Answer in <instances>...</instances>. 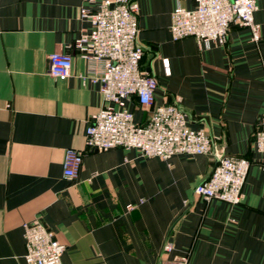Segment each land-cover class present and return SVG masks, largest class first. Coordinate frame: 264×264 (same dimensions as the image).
I'll return each mask as SVG.
<instances>
[{
  "label": "crops",
  "instance_id": "0c3cea01",
  "mask_svg": "<svg viewBox=\"0 0 264 264\" xmlns=\"http://www.w3.org/2000/svg\"><path fill=\"white\" fill-rule=\"evenodd\" d=\"M102 1L0 0V264H28L23 224L35 219L66 245L64 264H158L175 255L188 264H264V158L255 146L264 114V0L255 12L260 40L232 24L224 44L173 39L174 8H193V0H136L142 68L158 81L155 104H179L216 148L251 161L237 205L195 195L216 162L210 154L88 149L87 126L104 106L92 80L99 65L71 46L90 27L81 9ZM55 51L73 53L67 79L49 73ZM129 108L136 122L149 118L136 97ZM68 148L83 152L73 180L63 175Z\"/></svg>",
  "mask_w": 264,
  "mask_h": 264
},
{
  "label": "built area",
  "instance_id": "2783aa9c",
  "mask_svg": "<svg viewBox=\"0 0 264 264\" xmlns=\"http://www.w3.org/2000/svg\"><path fill=\"white\" fill-rule=\"evenodd\" d=\"M193 1L195 7L178 4L171 14L170 31L174 40L194 36L200 43L224 44L232 24L248 27L252 38L260 40V24L255 20L257 0ZM138 9L136 0H103L97 9H81V16L89 21L90 27L81 31L71 48L92 66L99 65L92 80L100 85L104 102L87 126L88 149L135 148L142 156L163 159L176 154H210L216 162L209 175L195 186V195L205 200L240 204L251 161L227 155L216 148L205 129L191 127L190 118L179 104H155L158 81L142 68L144 47L137 40ZM72 51L50 54L49 73L52 76L60 79L71 76ZM163 67L169 74L167 58L163 59ZM132 97H136L139 105L150 113L145 122H136L134 112L129 108ZM255 146L264 158V114L256 132ZM82 163V151L66 149L64 177L76 179ZM23 227L27 249L24 258L28 264H64L62 256L66 245L57 239L53 229L40 219L24 222ZM173 249V243L167 241L164 253ZM188 261L186 255H175L171 259L161 258L158 264H188Z\"/></svg>",
  "mask_w": 264,
  "mask_h": 264
}]
</instances>
